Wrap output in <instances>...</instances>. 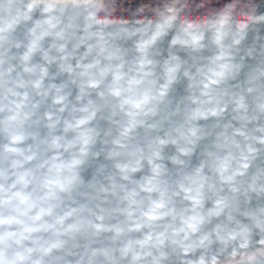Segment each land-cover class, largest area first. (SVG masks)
Listing matches in <instances>:
<instances>
[{
    "label": "clouds",
    "instance_id": "9594fccd",
    "mask_svg": "<svg viewBox=\"0 0 264 264\" xmlns=\"http://www.w3.org/2000/svg\"><path fill=\"white\" fill-rule=\"evenodd\" d=\"M0 264H264V0H0Z\"/></svg>",
    "mask_w": 264,
    "mask_h": 264
}]
</instances>
